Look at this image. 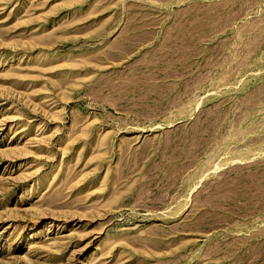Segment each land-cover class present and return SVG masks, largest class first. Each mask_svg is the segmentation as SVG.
Wrapping results in <instances>:
<instances>
[{
  "label": "rangeland",
  "instance_id": "1",
  "mask_svg": "<svg viewBox=\"0 0 264 264\" xmlns=\"http://www.w3.org/2000/svg\"><path fill=\"white\" fill-rule=\"evenodd\" d=\"M0 264H264V0H0Z\"/></svg>",
  "mask_w": 264,
  "mask_h": 264
}]
</instances>
